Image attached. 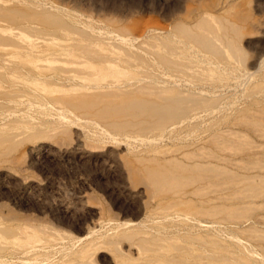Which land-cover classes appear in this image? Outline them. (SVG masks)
Masks as SVG:
<instances>
[{"label": "rangeland", "instance_id": "obj_1", "mask_svg": "<svg viewBox=\"0 0 264 264\" xmlns=\"http://www.w3.org/2000/svg\"><path fill=\"white\" fill-rule=\"evenodd\" d=\"M0 216L16 264H264V0H0Z\"/></svg>", "mask_w": 264, "mask_h": 264}, {"label": "bare ground", "instance_id": "obj_2", "mask_svg": "<svg viewBox=\"0 0 264 264\" xmlns=\"http://www.w3.org/2000/svg\"><path fill=\"white\" fill-rule=\"evenodd\" d=\"M251 74H249L247 76V78L245 79L246 81H248ZM0 218H1V216H0ZM15 231H17V228L15 226H13V227H9L8 229H6L5 233H10V232H15ZM10 251H11V255L9 256L10 257V260H9V258L5 257V254H7V252H10ZM17 251H18V249L16 246L11 247L8 250H5V253L2 256H0V264H16L17 258H18V254H16ZM18 262H19V260H18ZM17 264H19V263H17Z\"/></svg>", "mask_w": 264, "mask_h": 264}]
</instances>
